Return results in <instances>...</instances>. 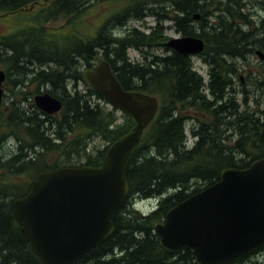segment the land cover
<instances>
[{"label":"trees","instance_id":"1","mask_svg":"<svg viewBox=\"0 0 264 264\" xmlns=\"http://www.w3.org/2000/svg\"><path fill=\"white\" fill-rule=\"evenodd\" d=\"M119 1L0 0V18L17 17L28 6L39 8L27 29L0 35L1 65L6 67L13 60L17 61L20 40L29 32L27 61L31 65L54 67L32 72L28 89L25 92L12 90L10 98L0 106V148L5 139L16 141L12 152L0 151V264H42L33 244L16 223L12 210L13 201L27 193L32 179L43 171L60 167L98 166L107 148L136 125L126 113L118 115L116 109L94 105L91 96L104 99L89 87L84 78L85 70L81 71L82 66L92 65L94 56L105 57L110 51L107 33L117 24L114 16L128 7V2L125 5ZM104 2L111 4L108 17L100 23L88 22L84 18L88 10ZM84 6L89 9L83 13ZM35 19L38 22L35 23ZM49 22H61L60 28L45 27ZM161 27L166 28L163 24L157 25L155 32ZM136 30L119 41V46L114 48L117 56L130 45L150 48L168 40L160 33L145 36ZM59 36L62 40L57 38ZM214 40L206 39L199 55L206 66L209 65L207 82L194 70L189 56L188 59L173 50L147 63L143 59L134 67L112 65L125 90L141 91L158 99V113L126 162L124 173L129 192L113 215V233L73 264H199L189 246L178 250L163 247L155 231L156 225L172 207L217 182L223 171L244 170L255 160L264 158V94L260 104L256 100L255 105H251L246 98L239 101L232 91L222 90L229 80L224 76L226 69L219 60ZM225 43L231 48L240 45L238 57L241 59L251 52L250 42L246 40L221 42ZM260 64L264 65V61L247 66L246 71L249 73L251 68L255 74ZM126 70H131L130 75ZM57 74L60 79L55 80ZM65 75L74 78V87L82 81L84 92L61 85ZM134 76L136 80L132 81ZM43 85L53 87L50 94L54 90L58 92L62 108L56 115L45 114L34 105L33 94ZM228 102L233 104L238 116L225 112ZM22 112L27 113L25 119L18 116ZM108 124L112 127L108 128ZM186 124L195 138L190 147L185 145ZM229 132L233 146L227 145V150L215 155L212 147L218 138ZM241 139L243 142L238 145ZM95 140L103 141L105 146L102 149L92 146ZM170 189L174 190L170 193ZM162 193L164 196L158 198L149 214L144 215L136 208L137 201Z\"/></svg>","mask_w":264,"mask_h":264},{"label":"water","instance_id":"2","mask_svg":"<svg viewBox=\"0 0 264 264\" xmlns=\"http://www.w3.org/2000/svg\"><path fill=\"white\" fill-rule=\"evenodd\" d=\"M166 46L185 55L198 54L204 42L177 38ZM84 77L136 126L108 148L100 165L43 171L31 181L27 194L13 201L15 221L42 264H72L112 234L113 215L129 192L127 159L158 110L154 96L124 90L106 62L87 70ZM4 79L0 70V105ZM34 103L48 114L62 107L48 93L36 96ZM155 231L167 249L192 248L199 264L227 263L263 245L264 158L244 170L223 171L217 182L171 208Z\"/></svg>","mask_w":264,"mask_h":264},{"label":"bare ground","instance_id":"3","mask_svg":"<svg viewBox=\"0 0 264 264\" xmlns=\"http://www.w3.org/2000/svg\"><path fill=\"white\" fill-rule=\"evenodd\" d=\"M119 2H121V4L125 3V5L128 2V7L125 10L121 11L120 14H116L114 16V21L117 24H115V26H113L111 30L109 29V34L107 33V42H109L111 46L110 51L105 57H103V55H99V57L101 56L100 58L97 55L94 56V58L91 59L92 65L89 67L82 66L81 71L94 70V68L101 62H106L111 68V70L112 65H115L116 67L126 66L127 68H129L130 66L134 67L137 66L139 63H142L143 59L144 62L147 63L151 61L154 57H158L157 55L169 54L170 50L172 49L167 47L166 44L171 39L193 38L205 41L206 39L213 38L215 39L214 41L217 52L219 54V60L225 66L226 69V73L224 74V76L229 80V83L224 85L222 90L224 92L227 91V93L232 91L233 93L231 94L236 96L239 101L242 98H246L251 105H255L256 100L260 104V101L263 99L262 97L264 94V78L263 80H260L262 77H264V65L260 64L258 69L255 71V74L253 73L254 71H250L251 68L249 70L250 75L246 70L248 69L247 66L251 64L253 66V63L257 64L261 61H264V2L258 3L254 0V3L250 5L246 3L245 0H121ZM87 9H89L87 6L82 7V12H86ZM199 12L204 14L203 19L201 21V23L204 22V26L202 24H191L190 29L185 28L184 26L187 25V20L190 17L189 15H197ZM151 20L152 22H150ZM34 22L36 23L38 22V20L35 19ZM240 22L244 26H247V33L236 29L235 23ZM120 23L122 24L119 25ZM130 23H135L139 26L132 27ZM161 24H163L166 28H159L158 33L162 34L163 36H166L168 39L165 43H161V46H153L148 48L144 45H130L123 50L121 56H117L115 54L114 48H117L119 46V41L127 38L133 30L137 29L135 31L136 33H141L145 36L155 35L158 34L155 32L157 25ZM174 29L177 30L174 31ZM168 30H171L173 32L171 34H168ZM232 31L234 32L233 34L236 37H232L230 35ZM27 34V36L24 35L20 40L19 47H21V49L17 61L14 62L13 60L11 62V65L6 64V70H2L5 74V79L1 85L2 98L4 96L3 84H5L7 77L12 73V71H16L18 75L13 80H11L12 89L15 91L25 92L28 89V86L31 84L32 72H39L43 69L48 70L54 68L51 64L31 65V63L27 61L26 53L30 46V33L28 32ZM57 38L59 40H62V37L60 36ZM238 39H243L250 42L248 43V46L251 48V52L245 54L246 51L245 49H243L242 54H245V57L243 59L238 57L240 45H235L231 48L230 46H228L227 43H225L224 45L221 44V42L223 41H235ZM37 47H39V45ZM130 51L135 52V57H131L129 55ZM179 54L184 55V57L187 58L189 56L190 59L191 57H197L196 53L187 55L182 53ZM252 55L253 57H251ZM255 56H257V58H255ZM1 64L2 61H0V65ZM207 67L209 69L208 64ZM126 72L130 75L131 70H126ZM199 74L204 78L206 82L208 81L209 75L207 70L205 75L201 73ZM54 78L55 80H57L60 79V76L57 74V76H54ZM73 80L74 78L68 75L62 76L61 85H65L66 89L69 88L71 90L73 88L74 90V88H77L79 92H84L82 90V81L79 80L77 82V87H74ZM131 80L135 81L136 77H132ZM52 89L53 87H51L50 85L41 86L40 88H38L37 91L34 92L33 99L36 96L48 93ZM184 92L186 91H183L182 93ZM52 93V95L50 93L48 94H50L51 96L54 95L53 97L55 98L58 97V94H56L58 93L57 90H54V92ZM10 96L11 95H8L7 98L9 99ZM91 98V102L94 105L99 104L100 106H104L107 108V105H103L100 102V99L96 98L95 96H91ZM21 105L25 106V103H22ZM25 107L28 108L27 106ZM225 112L235 117L239 115L238 111L230 102L226 104ZM117 114L120 115V112L118 110ZM18 116L25 119L27 117V113L22 112L19 113ZM118 122H120V119H118ZM107 127L110 128L112 127V125L108 124ZM188 129L189 124H186V128L184 130L185 145L192 146L195 141V138L190 134ZM229 140H232L230 132L227 133L225 137L218 138L216 145L212 147V151L214 152V154L217 155L219 152L227 150V145L233 146V141L229 142ZM189 142H191V145H189ZM242 142L243 139L239 140L238 145H240ZM3 150L4 147H1V153L7 151ZM178 189L180 190V188ZM173 190L170 189L169 192L171 193ZM164 194L165 193H162L156 197H152L147 200H152L157 203L158 198L164 196ZM243 264L256 263H254V259H251L250 261H246Z\"/></svg>","mask_w":264,"mask_h":264},{"label":"rangeland","instance_id":"4","mask_svg":"<svg viewBox=\"0 0 264 264\" xmlns=\"http://www.w3.org/2000/svg\"><path fill=\"white\" fill-rule=\"evenodd\" d=\"M99 5H94L91 9L88 10V14L86 16H84V18L88 21V22H102L105 18L108 17L109 14V8L111 6L110 3H97ZM39 11V8L37 6H28L27 8H25L24 11H22V13L19 14V16L14 17V18H10V17H1L0 18V35H6V34H16L20 31H22L23 29H27L29 26H31V19H32V15ZM150 20V19H148ZM152 22V20L150 21ZM60 23L61 22H56V23H52L49 22V24H46L45 27H50V29L53 30H58L60 28ZM48 25V26H47ZM130 25L132 27H136L139 26L135 23H130ZM168 34H171L172 31L168 30L167 31ZM129 55L131 57H135V52L134 51H130ZM192 61H193V67L195 68L196 71H198L199 73L205 75L206 74V70H207V66L206 64L200 59L199 56L197 57H191ZM0 70H6L5 67L3 65H0ZM8 73V72H7ZM9 75V74H8ZM17 73L16 71H12V73L7 77V80L5 82V84H3V92H4V96H3V100H7L8 95H11L12 93V84H11V80H13L15 77H17ZM189 145H191V142H189ZM16 146V141L13 138L10 139H6L4 140V150H7L5 152L10 153L12 152V149H15ZM92 146H95L99 149H102L105 144L103 141L101 140H95L92 143ZM3 150V151H4ZM155 202L152 200H146V201H141L138 202L136 204V208H139L141 211H149L153 206H155Z\"/></svg>","mask_w":264,"mask_h":264},{"label":"flooded vegetation","instance_id":"5","mask_svg":"<svg viewBox=\"0 0 264 264\" xmlns=\"http://www.w3.org/2000/svg\"><path fill=\"white\" fill-rule=\"evenodd\" d=\"M246 3H248L249 5L254 3V0H245ZM255 2L261 3L264 2V0H255ZM203 15L201 12H199L197 15H191L189 17V19L187 20V25H185V28H189L190 29V25L191 24H202L204 26V22L201 23L202 19H203ZM235 27L236 29L243 31V32H248L247 26H244L241 22L240 23H235ZM177 29H174V31ZM173 32V31H172ZM234 32H231V36L232 37H236L233 34ZM180 35V34H179ZM182 35V34H181ZM177 37V36H174ZM251 259H254V263L256 264H264V244L250 252L244 253L242 255H239L237 257H235L230 264H243L246 261H250Z\"/></svg>","mask_w":264,"mask_h":264}]
</instances>
